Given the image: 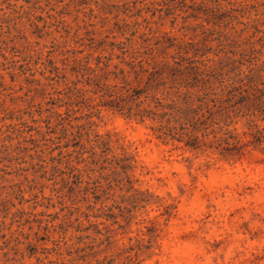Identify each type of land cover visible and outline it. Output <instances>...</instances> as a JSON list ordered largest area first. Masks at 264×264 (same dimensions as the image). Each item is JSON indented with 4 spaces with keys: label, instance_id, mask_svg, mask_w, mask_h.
Instances as JSON below:
<instances>
[{
    "label": "rangeland",
    "instance_id": "rangeland-1",
    "mask_svg": "<svg viewBox=\"0 0 264 264\" xmlns=\"http://www.w3.org/2000/svg\"><path fill=\"white\" fill-rule=\"evenodd\" d=\"M193 1L206 10L214 0ZM216 1L225 10L219 26L202 13L185 17L191 9L183 12L181 0H0V264H264V156L258 151L236 161L192 154L155 139L146 123L102 109L91 117V129L110 135L108 157L125 153L135 160L131 182L149 192L150 204L128 213L117 206H128L121 201L129 193L116 187L102 204L93 203L95 195L105 197L93 190L98 172L88 180L71 142L62 147L67 139H58L60 125L54 126L53 109L65 108L51 104L61 103L55 96L64 86L46 79L48 58L62 67L63 57L85 55L90 42L108 49L109 42L124 41L134 50L171 39L164 55L170 59L183 52V42L214 50L220 31L230 27L242 29V38H264V0ZM64 64L69 76L71 62ZM86 89V102L97 103ZM73 104L80 109L69 110L68 119H82L71 124L86 122L84 103ZM59 150L72 154L57 163ZM67 158L80 170H69ZM109 206L116 223L104 219ZM149 220L150 248L125 260L121 247L136 248Z\"/></svg>",
    "mask_w": 264,
    "mask_h": 264
},
{
    "label": "trees",
    "instance_id": "trees-1",
    "mask_svg": "<svg viewBox=\"0 0 264 264\" xmlns=\"http://www.w3.org/2000/svg\"><path fill=\"white\" fill-rule=\"evenodd\" d=\"M189 1L191 4L188 5L181 0L183 12L191 9L185 17L197 19L202 13L206 23L219 26L225 12L219 2L214 0L210 7L202 10L194 8L193 0ZM230 30L220 31L214 50L203 42L201 48H197L196 43L183 42L186 46L183 52L177 51V57L171 56L170 59L164 55L173 47L171 39H167L169 43L166 45L160 44L155 48L140 45L134 50L126 48L124 41L109 42L108 49L100 44L92 46L90 42L85 55L77 57L72 52L71 57H63L62 67L48 58L49 75L46 79L55 80L57 84L61 81L64 86L61 92L56 91L55 96V100L61 103L51 104L65 108L62 113L55 109L52 111L57 117L54 126L60 125L61 137L57 138L67 139L62 145L64 148L71 142L75 162L84 163L82 170L87 172L88 180H92L89 173L98 172L99 180L92 181L93 190L101 191L105 197L101 199L95 195L94 204H102L109 199L108 194L113 187L129 193L121 201H127L129 207L117 206L118 209L129 213L150 204L146 198L149 192L134 187L131 182L129 172H133L135 160L125 153L108 157L112 149L110 135L91 129V117L97 116L102 109L146 123L155 139L192 154H212L219 159L236 161L251 149L264 156V38L253 39V34L242 38V29L230 27ZM255 30L260 32L256 27ZM144 35L142 32L140 37ZM76 52L82 53V50ZM209 53L216 58L209 57ZM67 61L71 62L69 76L64 66ZM87 86L98 98L97 103L86 102ZM73 100L84 103L88 110L83 115L86 122L71 124L72 120L82 119V116L68 119L69 110L80 109L73 110L72 105H76ZM72 153L63 155L59 150L57 163ZM84 153L89 154L83 157ZM70 162L68 158L64 161L69 170H80ZM105 170L109 173L102 175ZM106 208L109 212L104 219H112L116 223L112 206ZM74 220L78 221V218ZM148 222L151 225L140 228V234L134 239L136 248L121 247L119 254L125 260L131 261L132 257L137 258L140 252L150 248L153 224L150 220ZM75 230H79L78 226Z\"/></svg>",
    "mask_w": 264,
    "mask_h": 264
}]
</instances>
